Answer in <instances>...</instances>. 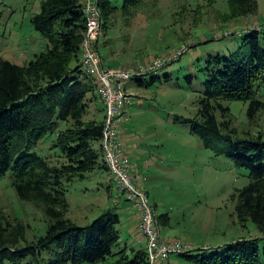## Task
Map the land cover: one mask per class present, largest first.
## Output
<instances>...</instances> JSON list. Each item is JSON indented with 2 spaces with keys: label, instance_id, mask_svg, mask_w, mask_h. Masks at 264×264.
Returning <instances> with one entry per match:
<instances>
[{
  "label": "trees",
  "instance_id": "1",
  "mask_svg": "<svg viewBox=\"0 0 264 264\" xmlns=\"http://www.w3.org/2000/svg\"><path fill=\"white\" fill-rule=\"evenodd\" d=\"M140 1L121 0L118 7L111 0H96L101 30L106 31L118 10L129 16ZM83 2L41 1L30 25L44 40V50L21 65L0 59V178L9 173L16 196L41 207L47 220L45 233L23 244V224H0V264H147L144 247L129 251L118 247L116 212L107 209L82 226L66 216L69 182L108 175L99 145L103 109L79 66ZM225 2L229 19L256 12L255 0ZM228 35L240 37L234 48L224 46L222 52L188 59L194 64L185 80L197 86V109L194 118L184 121L204 148L244 169L247 182L236 190L234 214L242 225L249 219L261 237L179 255L195 264H264V131L238 136L230 126L228 108L222 105L247 103L249 120L264 111V24ZM147 75L150 81L160 80ZM132 80L137 86L146 83L140 74ZM169 80L170 75L162 76V82ZM92 99L99 105V120L85 119ZM46 135L53 137L52 154L43 157L34 148ZM167 219L165 214L156 216L158 224Z\"/></svg>",
  "mask_w": 264,
  "mask_h": 264
},
{
  "label": "rangeland",
  "instance_id": "2",
  "mask_svg": "<svg viewBox=\"0 0 264 264\" xmlns=\"http://www.w3.org/2000/svg\"><path fill=\"white\" fill-rule=\"evenodd\" d=\"M41 1L0 0V59L21 65L44 50V40L30 25ZM111 2L120 7L121 0ZM255 2L254 14L229 19L225 0H141L129 16L118 10L96 44L105 68L127 69L146 77L144 86L133 80L126 85L135 96L127 110L128 119L121 124L128 161L136 164L155 215L168 218L158 224L160 238L188 244L187 250L217 249L239 238L261 237L249 219L242 225L234 214L236 190L247 182L244 169L204 148L184 121L194 118L197 109V86L185 80L194 64L188 59L234 48L240 37L228 33L263 25L264 0ZM165 73L170 80L162 82ZM147 74L160 80L150 81ZM222 105L228 108L230 126L238 136L264 131V111L249 120L247 103ZM98 110L92 99L85 119L99 120ZM52 138L46 135L41 139L34 148L36 154H52ZM65 198L66 216L77 225H85L110 209L119 216L118 247L128 251L143 247L135 240V214L123 198L119 201L106 173L69 182ZM16 223L25 227L21 244L42 236L47 226L41 207L16 196L7 173L0 178V224ZM168 260L169 264H195L179 254H171Z\"/></svg>",
  "mask_w": 264,
  "mask_h": 264
},
{
  "label": "built area",
  "instance_id": "3",
  "mask_svg": "<svg viewBox=\"0 0 264 264\" xmlns=\"http://www.w3.org/2000/svg\"><path fill=\"white\" fill-rule=\"evenodd\" d=\"M85 31L80 44L79 66L95 88L103 109L100 148L108 176L117 196L130 204L136 216L134 232L137 242L143 244L147 264H165L171 254L190 249L178 240L160 238L153 207L143 184L135 180L124 144L122 123L127 121V110L134 104V94L126 85L139 72L121 68H105L96 50L101 30V17L96 0H84ZM155 64V63H154Z\"/></svg>",
  "mask_w": 264,
  "mask_h": 264
},
{
  "label": "crops",
  "instance_id": "4",
  "mask_svg": "<svg viewBox=\"0 0 264 264\" xmlns=\"http://www.w3.org/2000/svg\"><path fill=\"white\" fill-rule=\"evenodd\" d=\"M125 131V129H122V133ZM124 138V137H123ZM125 140V139H124ZM136 164L135 163H132L131 164V173H132V175H133V177L135 178V180H138V181H140L141 182V180L139 179V177H138V175H137V169H136ZM107 179L110 181V178H109V176L107 175ZM111 182V181H110ZM112 183V182H111ZM142 183V182H141ZM133 220H134V222H133V224H134V226H133V230H134V227H135V223H136V216L135 215H133ZM171 238H166L165 240H170ZM135 240L137 241V239H136V235H135ZM138 244H141V243H139V242H137ZM170 263V261L169 260H167L166 261V264H169Z\"/></svg>",
  "mask_w": 264,
  "mask_h": 264
}]
</instances>
